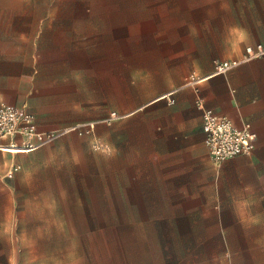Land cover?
<instances>
[{"label": "crops", "instance_id": "0c3cea01", "mask_svg": "<svg viewBox=\"0 0 264 264\" xmlns=\"http://www.w3.org/2000/svg\"><path fill=\"white\" fill-rule=\"evenodd\" d=\"M196 1L193 24L160 35L162 61L144 62L134 69L130 97L135 103L128 113H124L128 105L122 71L116 69L111 79L93 78L100 72L95 67L108 63L109 50L117 67L118 23L108 32L107 22L93 16V11H80L78 16L52 11L53 20L35 30L1 33L0 109L13 106L33 114L36 133L44 134L77 124L75 91H99L98 96L106 100L94 110L102 115L95 136L104 156L123 160L127 139L147 138L149 160L160 166L175 191L210 195L206 209L227 211L224 216L234 221H264V56L244 60L248 47H264V0ZM110 33L116 41L108 46ZM217 61L237 65L226 74L215 75ZM191 78L198 80L196 85L189 84ZM198 99L236 128L249 124L256 135L255 150L214 164L204 145ZM111 113L121 118L104 122ZM120 120L124 121L116 123ZM75 140L68 134L35 151H0V178L12 166L21 175L37 171L38 167L33 169L35 159L49 151L58 158L66 144L74 161ZM129 147L140 154V142ZM199 200L193 197L191 202ZM236 252L219 264H241ZM63 253L70 255L61 250L55 254L20 251V257H59ZM244 254L243 264H264V247Z\"/></svg>", "mask_w": 264, "mask_h": 264}, {"label": "rangeland", "instance_id": "374dc122", "mask_svg": "<svg viewBox=\"0 0 264 264\" xmlns=\"http://www.w3.org/2000/svg\"><path fill=\"white\" fill-rule=\"evenodd\" d=\"M196 4V0H0V34L35 30L53 20L52 11L65 16L93 11L107 22L108 32L118 23L117 67L109 50L108 63L95 67L100 72L93 78L111 79L116 69L122 71L128 113L135 103L130 97L134 69L162 61L160 35L193 24ZM106 38L108 46L116 41L111 33ZM75 93L76 125L83 127L69 134L76 138L74 161L66 144L58 158L49 151L35 159L37 171L21 175L17 169L11 177L7 171L0 178V264H219L229 260L232 251L243 264L245 250L264 247V239L260 241L264 221H234L224 216L227 211L206 209L210 195L175 191L160 166L149 160L147 138L127 139L123 160L104 156L95 136L102 115L94 110L106 99L98 96L99 91ZM137 142L139 155L129 147ZM193 197L199 202H191ZM59 250L68 251L69 257L64 253L20 257V251Z\"/></svg>", "mask_w": 264, "mask_h": 264}, {"label": "built area", "instance_id": "2783aa9c", "mask_svg": "<svg viewBox=\"0 0 264 264\" xmlns=\"http://www.w3.org/2000/svg\"><path fill=\"white\" fill-rule=\"evenodd\" d=\"M245 61L261 58L264 56V47L256 45L248 47L245 51ZM237 62L217 61L214 65L213 74L223 75L233 69ZM197 79L191 78L190 85H196ZM197 108L201 111L204 129V145L214 164L242 155H250L256 147V135L252 132L249 124L242 128H236L223 115H217L207 108L203 101H196ZM116 113H111L104 122H112L120 119ZM83 125L67 127L57 131L44 134H37L35 130L34 115L13 106H2L0 109V151L9 153V149H14L20 153H27L45 147L55 140L77 131ZM85 128V127H84ZM93 128V126H90ZM86 133H89L88 131ZM21 141H17V138ZM37 138L38 141L32 140ZM14 147V148H10ZM16 154V153H10ZM17 171V167L12 166L7 176Z\"/></svg>", "mask_w": 264, "mask_h": 264}]
</instances>
